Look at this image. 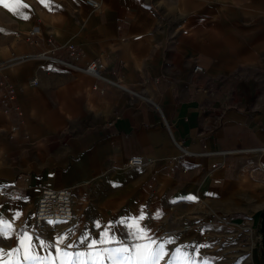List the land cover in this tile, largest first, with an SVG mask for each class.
<instances>
[{"label": "crops", "instance_id": "obj_1", "mask_svg": "<svg viewBox=\"0 0 264 264\" xmlns=\"http://www.w3.org/2000/svg\"><path fill=\"white\" fill-rule=\"evenodd\" d=\"M99 1L54 0L51 13L23 0L27 20L0 6V63L21 57L0 68V96L12 85L21 111L0 108V212H22L17 232L36 225L52 237L68 223L37 225L35 205L42 188L66 187L79 234L143 208L160 213L145 221L160 235L162 213L182 205L263 231L264 0ZM49 47L56 55L40 57ZM92 59L101 77L78 68ZM133 156L142 165H128ZM188 195L197 200L172 202ZM253 264H264L263 250Z\"/></svg>", "mask_w": 264, "mask_h": 264}, {"label": "snow or ice", "instance_id": "obj_2", "mask_svg": "<svg viewBox=\"0 0 264 264\" xmlns=\"http://www.w3.org/2000/svg\"><path fill=\"white\" fill-rule=\"evenodd\" d=\"M39 2L44 7H50L45 0ZM0 6L14 16L29 19L24 13L29 6L23 0H0ZM6 187L0 185V191ZM196 200L194 195H188L172 202ZM21 215L22 212L16 210L6 219L4 213L0 212V239L14 240L11 249L0 248V264H208V261L200 258V251L206 245L181 244L170 249L169 246L175 245L176 238L169 234L158 236L153 232L145 221L159 218L158 211L149 215L141 208L130 217L106 224L94 222L96 235L89 229L77 235L75 228H69L51 240L42 237L35 228L17 232L14 222ZM46 223L54 228L57 224L67 222L49 220ZM117 228L124 229L127 240L118 238ZM73 236L76 239H71Z\"/></svg>", "mask_w": 264, "mask_h": 264}, {"label": "rangeland", "instance_id": "obj_3", "mask_svg": "<svg viewBox=\"0 0 264 264\" xmlns=\"http://www.w3.org/2000/svg\"><path fill=\"white\" fill-rule=\"evenodd\" d=\"M213 210L207 205H182L179 212L170 208L162 213V230L158 236L169 234L176 238L175 245L169 246L170 249L181 244L206 245L200 251V258L208 261V264H253L257 253L264 251V231L260 227L255 228L248 221H239L236 226L230 225V222L232 224L235 221H228ZM60 226L50 232L52 237L36 225L35 229L42 237L51 240L73 228L71 224Z\"/></svg>", "mask_w": 264, "mask_h": 264}, {"label": "built area", "instance_id": "obj_4", "mask_svg": "<svg viewBox=\"0 0 264 264\" xmlns=\"http://www.w3.org/2000/svg\"><path fill=\"white\" fill-rule=\"evenodd\" d=\"M54 1V0H53ZM49 2L50 7H47L48 11L53 13L55 11L54 2ZM86 3L90 5L92 8H97L100 6L99 0H86ZM39 32V28L37 26L31 27L27 30V35L31 39L34 35ZM48 41H52V36H47ZM36 42L35 39H33ZM66 55L72 60L77 61L80 58V52L76 48V46L72 43H67L65 45ZM58 47H49L40 52V57H54L56 55V51ZM27 57V56H26ZM21 57H11L8 60H5L0 63V68L7 66L11 63L12 60L19 59ZM23 58V57H22ZM70 65V63H67ZM72 67L76 66L71 64ZM82 71L93 75L95 77H101L102 72L105 70V66L103 62L99 59L90 60L85 66L78 67ZM193 70L196 72H201L203 68L200 65H195ZM37 79H32L31 84H37ZM4 86V84H3ZM5 91L0 96V108L2 111H9L11 108L14 109L17 117H20L21 111L17 106H12L11 104L15 100V90L10 84L5 85ZM17 125H12L10 137H13V133L15 132ZM182 152L185 153L186 149L184 146H180ZM143 163V159L141 157H130L127 161L128 165L131 166H140ZM262 174L264 175V166L262 167ZM75 217V207L73 204L72 190L70 188H42L40 190L39 196L37 198V202L34 210V222L37 225H42L49 220L52 221H66L68 224L74 220Z\"/></svg>", "mask_w": 264, "mask_h": 264}, {"label": "water", "instance_id": "obj_5", "mask_svg": "<svg viewBox=\"0 0 264 264\" xmlns=\"http://www.w3.org/2000/svg\"><path fill=\"white\" fill-rule=\"evenodd\" d=\"M264 231V230H263ZM263 238H264V236H263ZM264 242V241H263Z\"/></svg>", "mask_w": 264, "mask_h": 264}]
</instances>
